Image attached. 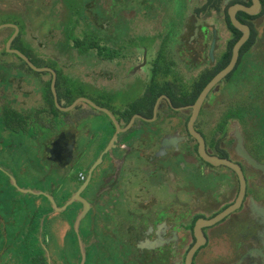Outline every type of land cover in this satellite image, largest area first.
Here are the masks:
<instances>
[{"label":"flooded vegetation","instance_id":"af4514ba","mask_svg":"<svg viewBox=\"0 0 264 264\" xmlns=\"http://www.w3.org/2000/svg\"><path fill=\"white\" fill-rule=\"evenodd\" d=\"M180 3L0 0V264H264V0Z\"/></svg>","mask_w":264,"mask_h":264},{"label":"water","instance_id":"95a60500","mask_svg":"<svg viewBox=\"0 0 264 264\" xmlns=\"http://www.w3.org/2000/svg\"><path fill=\"white\" fill-rule=\"evenodd\" d=\"M243 39H246V36H244V37L242 38V40L240 41V43H242ZM231 66H232V65H230L227 69H225V70H223L221 73H219V74H218V75H217V76H216V77H215V78H214V79H213V80H212V81L206 86V88L202 91V93L200 94V96H199V98H198L197 103L195 104L193 117L196 115V110L199 108L202 99L205 97V95H206V93L208 92V90L210 89V87H211L215 82H217L221 77H223V76H224V75L230 70ZM78 101H85V102H88V103L92 104V103L89 102L88 100L81 98V99L76 100V101L70 106V108H73L74 105H75ZM93 106H94V105H93ZM96 108H97L99 111H103L104 113L108 114V116H110V117L112 118V116L110 115V113H109L108 111H105V110L100 109V108H98V107H96ZM193 117H192V118H193ZM200 152H202V149H201V148H200ZM225 213H227V211H226Z\"/></svg>","mask_w":264,"mask_h":264},{"label":"rangeland","instance_id":"374dc122","mask_svg":"<svg viewBox=\"0 0 264 264\" xmlns=\"http://www.w3.org/2000/svg\"><path fill=\"white\" fill-rule=\"evenodd\" d=\"M181 0H173V2L175 3V9L177 12H179L181 9L178 8H182V4L180 3ZM72 2H75V0H72ZM77 34V32H76ZM77 35H74L73 37H75Z\"/></svg>","mask_w":264,"mask_h":264},{"label":"built area","instance_id":"2783aa9c","mask_svg":"<svg viewBox=\"0 0 264 264\" xmlns=\"http://www.w3.org/2000/svg\"><path fill=\"white\" fill-rule=\"evenodd\" d=\"M80 176V175H79Z\"/></svg>","mask_w":264,"mask_h":264}]
</instances>
